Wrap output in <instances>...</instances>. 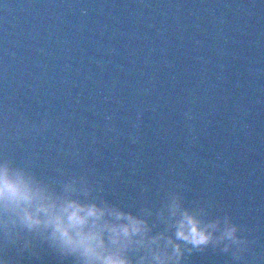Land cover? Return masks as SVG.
Returning <instances> with one entry per match:
<instances>
[{
	"label": "water",
	"instance_id": "obj_1",
	"mask_svg": "<svg viewBox=\"0 0 264 264\" xmlns=\"http://www.w3.org/2000/svg\"><path fill=\"white\" fill-rule=\"evenodd\" d=\"M0 159L151 235L177 198L248 242L183 264H264V0H0ZM0 257L75 264L2 231Z\"/></svg>",
	"mask_w": 264,
	"mask_h": 264
},
{
	"label": "clouds",
	"instance_id": "obj_2",
	"mask_svg": "<svg viewBox=\"0 0 264 264\" xmlns=\"http://www.w3.org/2000/svg\"><path fill=\"white\" fill-rule=\"evenodd\" d=\"M72 183L57 192L7 159H0V231L15 246L22 234L40 240L75 264H183L185 253L223 245L222 251L248 242L225 219L203 221L173 198L166 232L151 235L148 220L106 203L82 201ZM170 232L171 234H166ZM26 240L18 252L31 250ZM244 247H239L236 258ZM134 252H142L135 259ZM0 264L9 261L0 257Z\"/></svg>",
	"mask_w": 264,
	"mask_h": 264
}]
</instances>
